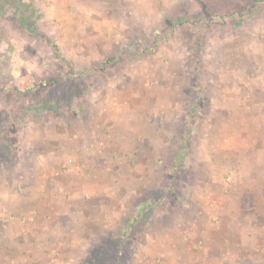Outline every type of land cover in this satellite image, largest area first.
<instances>
[{"label":"rangeland","instance_id":"1","mask_svg":"<svg viewBox=\"0 0 264 264\" xmlns=\"http://www.w3.org/2000/svg\"><path fill=\"white\" fill-rule=\"evenodd\" d=\"M0 264H264V0H0Z\"/></svg>","mask_w":264,"mask_h":264},{"label":"crops","instance_id":"2","mask_svg":"<svg viewBox=\"0 0 264 264\" xmlns=\"http://www.w3.org/2000/svg\"><path fill=\"white\" fill-rule=\"evenodd\" d=\"M204 238H209L208 236H205Z\"/></svg>","mask_w":264,"mask_h":264},{"label":"trees","instance_id":"3","mask_svg":"<svg viewBox=\"0 0 264 264\" xmlns=\"http://www.w3.org/2000/svg\"><path fill=\"white\" fill-rule=\"evenodd\" d=\"M54 47V49H56V47L55 46H53ZM57 50V49H56Z\"/></svg>","mask_w":264,"mask_h":264}]
</instances>
